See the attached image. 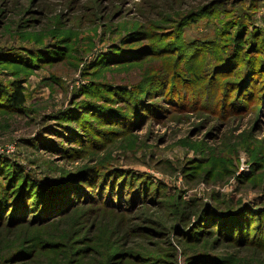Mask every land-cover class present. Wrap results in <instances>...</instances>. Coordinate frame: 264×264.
I'll list each match as a JSON object with an SVG mask.
<instances>
[{
  "label": "rangeland",
  "instance_id": "1",
  "mask_svg": "<svg viewBox=\"0 0 264 264\" xmlns=\"http://www.w3.org/2000/svg\"><path fill=\"white\" fill-rule=\"evenodd\" d=\"M0 264H264V0H0Z\"/></svg>",
  "mask_w": 264,
  "mask_h": 264
},
{
  "label": "trees",
  "instance_id": "2",
  "mask_svg": "<svg viewBox=\"0 0 264 264\" xmlns=\"http://www.w3.org/2000/svg\"><path fill=\"white\" fill-rule=\"evenodd\" d=\"M243 43V40H240L239 42H237V44H241ZM241 47V46H240ZM239 47V49H240ZM10 103L16 107H22L25 105L26 103V97H25V90L23 88V85L21 84V82H17L15 85H13L10 95ZM66 178L62 177L59 179H55L53 180L52 183L55 184H62V182L65 180ZM30 187L31 188H35L36 184L34 182H29ZM51 195L54 194L53 190L50 191ZM234 210L229 211L228 214H231Z\"/></svg>",
  "mask_w": 264,
  "mask_h": 264
}]
</instances>
